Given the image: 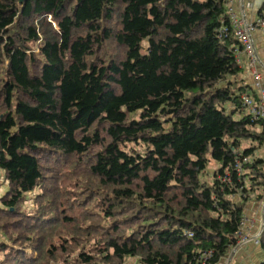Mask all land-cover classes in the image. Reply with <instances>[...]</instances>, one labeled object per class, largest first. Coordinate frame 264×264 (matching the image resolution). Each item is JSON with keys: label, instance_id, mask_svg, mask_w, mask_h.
<instances>
[{"label": "trees", "instance_id": "trees-1", "mask_svg": "<svg viewBox=\"0 0 264 264\" xmlns=\"http://www.w3.org/2000/svg\"><path fill=\"white\" fill-rule=\"evenodd\" d=\"M228 1L0 0V264H219L238 245L264 122Z\"/></svg>", "mask_w": 264, "mask_h": 264}, {"label": "crops", "instance_id": "crops-1", "mask_svg": "<svg viewBox=\"0 0 264 264\" xmlns=\"http://www.w3.org/2000/svg\"><path fill=\"white\" fill-rule=\"evenodd\" d=\"M228 6L229 11L237 18H245L246 21L252 22L259 17V12L253 7V0H231ZM252 41L256 50L259 61L257 71L260 74L259 89H257V81L250 72L248 61L242 54L239 59L240 75L238 81L242 86L249 89L250 93L255 92L258 97L259 92L264 93V34L257 30L252 34ZM5 190V189H4ZM250 200L243 207V216L246 222L245 227L241 230L248 238H254L260 235L264 228V200H256L250 195ZM240 196L234 197V202L239 201ZM264 255L260 245L248 243L245 245H237L232 249L230 254L219 264H262Z\"/></svg>", "mask_w": 264, "mask_h": 264}, {"label": "built area", "instance_id": "built-area-1", "mask_svg": "<svg viewBox=\"0 0 264 264\" xmlns=\"http://www.w3.org/2000/svg\"><path fill=\"white\" fill-rule=\"evenodd\" d=\"M231 0L228 1V4ZM264 0H253V7L259 10L262 8ZM229 21L230 26L233 31L234 38L240 43V50L235 54L236 61L239 64L240 55H244L248 61V66L250 69L253 78L257 81L256 87L259 89L258 82L260 81V74L257 71V66L259 64L256 50L252 41L253 32L260 30L264 34V18L259 14V17L252 22L246 21L245 18H237L234 14L229 11ZM227 33V28L222 27L219 30V37L222 38ZM242 108L244 112L250 116L254 121H263L264 122V93L259 92L257 100L252 96H242ZM250 163L249 158H240L235 163V170L240 176L242 174V166ZM229 181V179L222 180ZM246 222L243 219L241 223L240 232L238 234L239 242L238 245H245L248 243H254L259 245V236L254 237L253 239L248 238L244 233H241V230L245 227Z\"/></svg>", "mask_w": 264, "mask_h": 264}, {"label": "rangeland", "instance_id": "rangeland-1", "mask_svg": "<svg viewBox=\"0 0 264 264\" xmlns=\"http://www.w3.org/2000/svg\"><path fill=\"white\" fill-rule=\"evenodd\" d=\"M114 25L112 26H115V21H113ZM111 46V45H109ZM239 114H236L235 115V119L239 118ZM58 168V167H57ZM61 169V168H58V170ZM64 171H68L67 168L65 169H62ZM64 184H67V181L65 179H62L61 180V185H64ZM6 187H7V184L4 182V179L1 175V172H0V198L3 197L5 195V191H6ZM5 189V190H4ZM28 198L29 200L27 202H25L26 206H29L30 208H33V199L35 198L33 194H28ZM264 200V199H263ZM25 252H27V254L30 253V249H27ZM2 258L1 254H0V259Z\"/></svg>", "mask_w": 264, "mask_h": 264}, {"label": "water", "instance_id": "water-1", "mask_svg": "<svg viewBox=\"0 0 264 264\" xmlns=\"http://www.w3.org/2000/svg\"><path fill=\"white\" fill-rule=\"evenodd\" d=\"M24 0H18L19 3H22Z\"/></svg>", "mask_w": 264, "mask_h": 264}, {"label": "bare ground", "instance_id": "bare-ground-1", "mask_svg": "<svg viewBox=\"0 0 264 264\" xmlns=\"http://www.w3.org/2000/svg\"><path fill=\"white\" fill-rule=\"evenodd\" d=\"M33 156H34V155H33ZM39 180H41V178H40Z\"/></svg>", "mask_w": 264, "mask_h": 264}]
</instances>
